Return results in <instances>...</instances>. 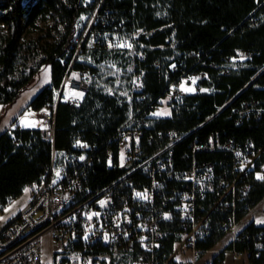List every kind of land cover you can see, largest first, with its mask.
Listing matches in <instances>:
<instances>
[{
  "label": "trees",
  "instance_id": "16d2710c",
  "mask_svg": "<svg viewBox=\"0 0 264 264\" xmlns=\"http://www.w3.org/2000/svg\"><path fill=\"white\" fill-rule=\"evenodd\" d=\"M92 1L85 7V0H0V105L17 101L40 70L50 65L51 83L34 96L29 106L34 110L55 109L56 116L53 141L44 138L41 128L17 126L0 134V214L27 186L42 183L50 171L55 150L72 152L75 140L81 138L102 144L104 151L107 139L117 134L132 111L150 106L151 101L163 96L169 83L184 71H207L210 78L184 96L169 117L157 121L154 140L143 142L146 154L169 144L167 136L158 135L160 130H173L179 136L189 134L174 146L173 159L179 169H186L191 163L183 160L186 154L192 156L190 144L195 140L204 142L211 133L237 142L252 140L257 146L264 142V116L244 118L237 123L239 114L234 111L251 99L264 107V71L258 75L264 69V0ZM98 9L107 22L125 29L123 36L141 30L134 41L136 47L143 48L145 59L135 61L136 72L144 70V86L139 93L147 99L146 103L136 97L133 104L127 102L118 94L93 85V81L79 106L59 100L64 74L76 56L83 55L90 62L77 59L75 67L91 71L96 69L93 65L130 61L126 50L90 47L87 33L80 45L75 42L81 16L94 10V17ZM39 21L50 23L48 35L52 40L39 45L23 42L27 27L37 28ZM239 55L244 59L236 60V68L229 74H222L213 66ZM174 67L178 70L174 71ZM100 153L102 159L88 171L82 193H95L126 172L117 164L108 167L104 153ZM213 157L209 153L198 154L203 160ZM131 178L138 186L149 183L141 171ZM263 199L264 183H258L249 200L258 203ZM248 229L253 233L260 230L253 225ZM220 236H213L205 246L212 247ZM177 237L170 238L169 252ZM251 245L254 248V240ZM224 259L225 254L216 256L213 264H221ZM250 261L262 264L264 252L254 250Z\"/></svg>",
  "mask_w": 264,
  "mask_h": 264
},
{
  "label": "built area",
  "instance_id": "2783aa9c",
  "mask_svg": "<svg viewBox=\"0 0 264 264\" xmlns=\"http://www.w3.org/2000/svg\"><path fill=\"white\" fill-rule=\"evenodd\" d=\"M92 2L85 0L84 6ZM112 25L98 9L87 32L89 46L120 49L125 29ZM77 57L64 74L59 94V100L74 106L80 105L93 81L90 68L75 67ZM133 57L141 62L145 54L135 51ZM236 60L229 57L213 66L229 74ZM143 77L144 70L134 76L135 92L143 89ZM209 78L207 71H184L150 106L133 110L117 134L107 139L104 151L102 144L81 138L75 140L72 152L55 150L50 171L28 204L0 227V264H213L216 256L227 253L246 256L252 264L254 250L264 252V223L257 220L261 213L264 221V199L249 200L253 186L264 183L260 178L264 177V142L257 146L252 140L237 142L211 133L204 142L190 144L192 156H183L191 161L186 169L176 167L173 154L174 146L189 134L160 130L158 135L167 136L169 144L153 154H146L143 147L144 140H154L155 124L163 118L159 111L167 106L172 112ZM67 91L78 95L66 99ZM135 97L146 103L140 93ZM234 111L239 114L237 123L264 116V107L254 99ZM42 116L43 136L53 141L55 109ZM100 152L108 167L117 164L126 172L95 193H82L88 171L102 159ZM199 153L214 157L199 159ZM137 171L148 184L136 185L131 175ZM252 225L260 230L253 233L248 229ZM47 233L54 246L49 259L43 241ZM217 234L221 235L217 242L205 246ZM175 235L169 252V240ZM206 254H211L210 260L201 263Z\"/></svg>",
  "mask_w": 264,
  "mask_h": 264
},
{
  "label": "rangeland",
  "instance_id": "374dc122",
  "mask_svg": "<svg viewBox=\"0 0 264 264\" xmlns=\"http://www.w3.org/2000/svg\"><path fill=\"white\" fill-rule=\"evenodd\" d=\"M98 1V0H96ZM93 11L85 12L78 21V32L75 42L79 45L83 41L88 32L91 19L93 17ZM50 23L43 21L38 22L37 28L27 27L25 33L22 36L23 42L26 43H35L36 45L43 44L46 41L52 40L48 35L50 30ZM141 30H138L133 33H128L123 36L122 44L120 50L128 51L127 56L130 57V61L125 64H120L119 62H106L100 65H93L96 69H92L93 74V85H97L108 93L118 94L121 98L127 102L134 103L135 91L132 87V82L134 76L136 75V61L133 59L135 51H141L143 48H138L135 45V39L138 38ZM56 34L55 31L51 32ZM80 62H90L85 56L80 55L78 57ZM244 57L239 55L237 60H243ZM51 75V70L49 66L42 68L40 72L35 76L34 80L30 85H28L22 92L21 97L18 99V106H22L25 102L36 93V91L41 87L43 81ZM194 90V89H193ZM196 90V89H195ZM78 95L77 92L67 91L66 99ZM49 108L43 110H34L29 108L24 112L20 118V122L24 127H37L44 124L43 113L47 112ZM171 110L169 107L164 106L159 115L162 117H169L171 115ZM42 129V128H41ZM27 190V191H26ZM30 192V186H27L23 194L13 199L0 214V227L9 220L10 211L15 208L17 205L22 203ZM257 220L262 221V214H257ZM44 249L46 258L49 259L53 249V244L50 240V235L47 233L43 236ZM189 256V255H186ZM211 254H206L202 259L201 263L207 262L210 260ZM221 264H250L246 256L241 258L234 257L231 253H227L224 261Z\"/></svg>",
  "mask_w": 264,
  "mask_h": 264
},
{
  "label": "crops",
  "instance_id": "0c3cea01",
  "mask_svg": "<svg viewBox=\"0 0 264 264\" xmlns=\"http://www.w3.org/2000/svg\"><path fill=\"white\" fill-rule=\"evenodd\" d=\"M46 66H49L50 70H51L50 65H45L43 68H45ZM51 79H52L51 75H48V77L43 81L41 87L36 91V93L34 95H32V97H30L25 102V104H23L22 106H18V103H19L18 99L14 103L7 104V105H0V134L3 133L9 127H17V126H20L22 128H43L44 127V124L37 126V127H24V126H22V124L20 122V118L26 110L31 108L29 106V104H30L31 100L34 98V96L45 85L51 83ZM45 108H42L40 110H43ZM36 188H37L36 184L30 186V192L28 194V197L22 203H20L19 205H17L15 208H13L10 211L9 219L12 218L13 216H15L23 207H25L28 204V202L30 201V199H31L34 191L36 190Z\"/></svg>",
  "mask_w": 264,
  "mask_h": 264
},
{
  "label": "water",
  "instance_id": "95a60500",
  "mask_svg": "<svg viewBox=\"0 0 264 264\" xmlns=\"http://www.w3.org/2000/svg\"><path fill=\"white\" fill-rule=\"evenodd\" d=\"M263 71H264V69L258 75H260ZM256 77L250 83H252L256 79Z\"/></svg>",
  "mask_w": 264,
  "mask_h": 264
},
{
  "label": "snow or ice",
  "instance_id": "6c2138e0",
  "mask_svg": "<svg viewBox=\"0 0 264 264\" xmlns=\"http://www.w3.org/2000/svg\"><path fill=\"white\" fill-rule=\"evenodd\" d=\"M59 175V174H57ZM260 178H264V177H260ZM27 191V190H26ZM139 195V194H138ZM146 198V197H145ZM103 203V202H102ZM258 223H264V221H258Z\"/></svg>",
  "mask_w": 264,
  "mask_h": 264
}]
</instances>
